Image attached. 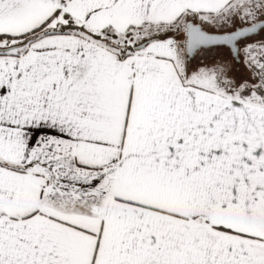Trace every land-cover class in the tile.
<instances>
[{
  "label": "snow or ice",
  "instance_id": "snow-or-ice-1",
  "mask_svg": "<svg viewBox=\"0 0 264 264\" xmlns=\"http://www.w3.org/2000/svg\"><path fill=\"white\" fill-rule=\"evenodd\" d=\"M0 264H264V0H0Z\"/></svg>",
  "mask_w": 264,
  "mask_h": 264
}]
</instances>
